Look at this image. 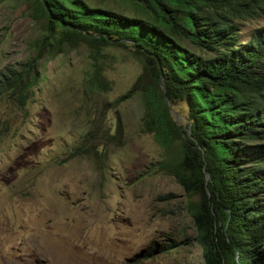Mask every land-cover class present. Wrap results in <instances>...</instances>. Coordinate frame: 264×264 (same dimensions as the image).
Listing matches in <instances>:
<instances>
[{
	"label": "rangeland",
	"instance_id": "374dc122",
	"mask_svg": "<svg viewBox=\"0 0 264 264\" xmlns=\"http://www.w3.org/2000/svg\"><path fill=\"white\" fill-rule=\"evenodd\" d=\"M88 1L134 15L122 0ZM234 21L247 41L264 8ZM45 33L30 3L0 0V78L32 62L26 102L0 95V264H197L185 193L161 167L173 147L142 130L138 94L115 103L142 71L134 47L41 51ZM172 111L188 122L182 101ZM95 120L117 140L100 158L71 156Z\"/></svg>",
	"mask_w": 264,
	"mask_h": 264
},
{
	"label": "trees",
	"instance_id": "16d2710c",
	"mask_svg": "<svg viewBox=\"0 0 264 264\" xmlns=\"http://www.w3.org/2000/svg\"><path fill=\"white\" fill-rule=\"evenodd\" d=\"M25 1L43 21L41 51L44 43L51 50L83 43L97 55L134 47L142 71L115 103L138 94L142 130L173 147L161 167L185 193L197 264H264V26L243 42L234 21L252 17L264 0H122L134 15L88 0ZM31 63L3 74L0 95L20 90L26 102ZM180 101L186 124L172 111ZM118 132L95 120L70 155L100 158Z\"/></svg>",
	"mask_w": 264,
	"mask_h": 264
},
{
	"label": "clouds",
	"instance_id": "9594fccd",
	"mask_svg": "<svg viewBox=\"0 0 264 264\" xmlns=\"http://www.w3.org/2000/svg\"><path fill=\"white\" fill-rule=\"evenodd\" d=\"M175 247H178V246H175ZM174 248V247H173Z\"/></svg>",
	"mask_w": 264,
	"mask_h": 264
}]
</instances>
